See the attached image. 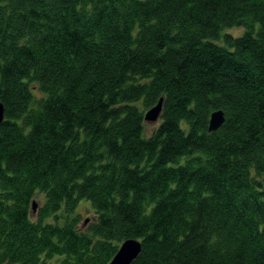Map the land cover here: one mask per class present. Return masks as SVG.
<instances>
[{
	"label": "trees",
	"instance_id": "1",
	"mask_svg": "<svg viewBox=\"0 0 264 264\" xmlns=\"http://www.w3.org/2000/svg\"><path fill=\"white\" fill-rule=\"evenodd\" d=\"M0 105V264H264V0H0Z\"/></svg>",
	"mask_w": 264,
	"mask_h": 264
},
{
	"label": "water",
	"instance_id": "2",
	"mask_svg": "<svg viewBox=\"0 0 264 264\" xmlns=\"http://www.w3.org/2000/svg\"><path fill=\"white\" fill-rule=\"evenodd\" d=\"M3 106L0 105V124L4 120V111H3ZM162 111V100L158 102V104L148 110L145 113L144 119L145 122H156V120L159 119ZM224 113L222 111H217L214 112L211 115V119L209 122V130L211 132L217 131L222 124L224 123ZM33 205V212L36 210L37 204L36 202L32 203ZM141 242L136 240V239H129L125 240L120 247H118V252L112 258L110 264H131L136 257L140 255L141 252Z\"/></svg>",
	"mask_w": 264,
	"mask_h": 264
},
{
	"label": "rangeland",
	"instance_id": "3",
	"mask_svg": "<svg viewBox=\"0 0 264 264\" xmlns=\"http://www.w3.org/2000/svg\"><path fill=\"white\" fill-rule=\"evenodd\" d=\"M229 34H232V35H241L243 33V29H230L227 31ZM160 119L156 120V122H145V127H146V133L147 134H151L156 127H158V125L160 124ZM34 202H36L37 204V207H36V210L37 208H39V206L42 205V201H43V197L42 196H35V199H33ZM92 205L91 203L88 201V200H85V199H82L80 200L77 208H75V212H74V215H80L81 216V222H80V229L82 231H84L88 226L89 224L94 221L93 219H95V212L93 210V208H91ZM36 210H34L35 212H32V218L35 219L36 217ZM59 223L62 225L64 223V218H60L58 219Z\"/></svg>",
	"mask_w": 264,
	"mask_h": 264
}]
</instances>
